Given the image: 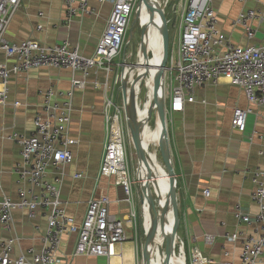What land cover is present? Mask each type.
<instances>
[{
	"label": "crops",
	"instance_id": "1",
	"mask_svg": "<svg viewBox=\"0 0 264 264\" xmlns=\"http://www.w3.org/2000/svg\"><path fill=\"white\" fill-rule=\"evenodd\" d=\"M213 4L218 12L219 30L233 43L241 46L264 43V20L262 23H252L256 31L253 39L247 37L242 26L233 25L241 11L255 9L264 16V0H214ZM90 6L93 14L77 15L68 25L63 23L64 0H21L11 18L6 39L10 43L36 40L46 46L69 40L72 45L78 46L82 55L91 57L106 28L113 4L110 1L91 0ZM0 62L11 67L15 58L1 51ZM116 66L109 71L92 68L85 79V88L74 92L69 126V137L74 140L69 145L73 161L59 168L49 164L45 176L48 181L61 187L62 207L78 225L84 220L88 203L93 198L107 197L111 214L121 220L131 218L133 206L128 202L123 186L114 176L100 175L106 140L104 100L111 93L115 100L117 89L121 91L123 72L120 74ZM73 78L82 79L83 73L73 72L69 68L44 66L11 74L9 98L5 104L0 103V200L9 197L19 202L21 189L26 190L28 198L33 191L38 192L30 176L24 178L21 175L28 168L22 163L20 144L9 137L14 132L32 135L36 115L45 112L49 90L53 91L50 104L62 108L69 100L67 93ZM121 98L123 103L122 91ZM235 108L252 109L243 132L232 125ZM123 124L126 140V130L128 135L129 131L127 123L123 121ZM167 125L171 160L178 180L181 219L178 237L184 242L186 264L190 263V251L194 247L212 260L209 264H222L225 261L238 264L243 238L256 235L258 230L256 224L238 222L234 212L238 205L251 215L259 210L251 198L254 190L251 178L252 171L261 166L263 160L261 150L264 149V140L260 135L264 132V119L261 108L251 104L240 87L221 78L217 83L197 87L195 100L186 101L183 110L169 113ZM159 164L170 177L164 163L160 161ZM132 180L135 185L138 240L134 238L135 223L127 225L126 232L131 238L117 244L115 255L108 259L75 255L78 236L66 233L57 252L58 264H143L147 230L145 201L143 204L140 199L138 176H132ZM205 189L209 190V196L203 194ZM48 213L49 208H38L36 216L31 218L26 208L13 210L16 242L11 251L12 258H19L23 254L30 258L31 250L39 251L42 248ZM232 234H238L236 241L228 239ZM9 237L10 234L0 222V253L2 241ZM178 237L177 244H180ZM225 252H229V255H225ZM185 253L180 244L176 264H185ZM258 264H264V254Z\"/></svg>",
	"mask_w": 264,
	"mask_h": 264
},
{
	"label": "built area",
	"instance_id": "2",
	"mask_svg": "<svg viewBox=\"0 0 264 264\" xmlns=\"http://www.w3.org/2000/svg\"><path fill=\"white\" fill-rule=\"evenodd\" d=\"M113 4L106 28L91 57L82 55L78 46L64 40L55 46H46L36 40H26L10 43L6 32L11 18L21 0H0V52L8 57H14V64L9 67L0 62V103L5 104L9 98L8 82L11 74L26 72L32 68L50 66L69 68L73 72H82L83 78H73L71 88L67 93L69 100L62 108L50 104L49 90L46 96L45 112L38 113L35 118V130L30 136L14 132L9 138L21 146L22 163L28 168L22 172L38 192H32L27 197L25 189L19 192L20 201L15 202L9 197L0 200V222L10 237L1 243L0 264H58L57 252L61 239L66 233L78 236L75 255H87L112 258L116 245L128 241L131 237L126 232L127 225H134V238L138 240V225L134 210L136 197L134 182L131 176L129 157L124 134L123 121L127 117L126 107L114 100V94L105 96L104 114L106 140L101 162L100 175L114 176L128 195V202L133 206L131 218L121 220L110 213V200L107 197L93 198L88 203L85 218L80 225L66 214L62 207L61 187L48 181L45 176L49 164L56 168L65 167L73 161V153L69 145L74 143L69 137L71 122L72 98L76 90L84 89L85 79L92 68H103L107 71L113 68L115 58L123 59L126 65L128 55L127 35L131 20L140 9L142 0H100ZM245 2L247 0H239ZM91 0H64L65 24H70L77 15H91L94 10ZM168 3V1H167ZM166 3V4H167ZM214 0H181L175 8L176 19L180 18L178 47L175 55L174 47L167 60L163 77V91L169 88V105L166 114L181 111L185 102L195 100V89L210 83H217L221 78L230 84L240 87L248 101L261 108L264 119V43L260 45H237L219 30L218 12ZM166 10L164 7L163 14ZM263 13L248 9L241 11L233 22L234 26H242L247 37L253 39L256 35L252 26L254 21L262 23ZM167 21V26L168 22ZM121 80L123 79L120 78ZM131 85V83H130ZM165 94V93H164ZM16 105H18L16 103ZM251 108H235L232 125L243 132L247 126V118ZM264 140V132L260 135ZM1 138V135H0ZM262 165L252 171L254 190L251 194L253 202L259 206L256 214L251 215L241 205L235 208V218L238 222L258 225L256 235L243 238V247L238 264H258L264 254V149L261 150ZM19 166V165H18ZM17 166V167H18ZM81 177V175H79ZM139 182V180H138ZM209 196V190L203 191ZM28 209L31 218L36 216L38 208H49L48 224L42 238V248L31 250V257L25 254L12 258L11 251L16 242L13 235V210ZM185 253L182 239L178 237ZM230 241H236L238 234L228 236ZM229 255V252H225ZM186 256V262L187 255ZM212 260L197 248H191L190 264H209ZM222 264H237L225 261Z\"/></svg>",
	"mask_w": 264,
	"mask_h": 264
},
{
	"label": "bare ground",
	"instance_id": "3",
	"mask_svg": "<svg viewBox=\"0 0 264 264\" xmlns=\"http://www.w3.org/2000/svg\"><path fill=\"white\" fill-rule=\"evenodd\" d=\"M159 2L158 0H148V4L144 3L141 6V17L140 22L147 26V36L145 38V46L149 53H152L150 49L156 50V61L148 66L147 59L144 58L143 52L140 50V59L138 64V72L136 75L140 74L141 81H137V83L133 86V97L136 102L137 106V114L140 115L139 124L142 127V135H141V142L143 147V152L146 157V161H144L141 157L139 159L140 163V170H139V185L140 190H143L146 195H144V201L146 202L145 208V220L147 222V230L151 231L153 228V218L151 212V203H150V195L148 194V184L147 179L150 178L159 188L161 199L157 198V210H167V222L162 224L158 218L156 224V233H155V242L149 246V255L151 258V264H163V253L159 251V244H164L166 239L170 237V226L171 223H174L175 215H174V208H173V201L170 197V190H171V180L172 175L169 172L170 177L168 174L163 170V168L158 164V151L157 148L154 147L151 151L147 152V149L153 145V143L159 139L163 138V128L160 121V127H156L154 131L150 132L148 129L149 119L148 115L152 114L156 110V100H155V87L157 76L160 74L162 68L161 65L164 61V49H163V41H162V28L163 22L161 16L159 14ZM149 6L152 7L149 8ZM150 15H152L153 21H150ZM157 17V18H156ZM160 58V59H159ZM159 64V68L157 66ZM137 65V63H136ZM141 65V66H140ZM154 67V68H153ZM165 72V71H164ZM163 77L164 74L162 73V89L159 97L164 99L163 93ZM123 78L126 79L128 82H132L135 80L134 71L131 73V77H127L125 75V71L123 72ZM148 82V86L146 84ZM142 84V85H141ZM143 84L146 85L147 92L149 96L146 98L144 102V107H138V91L140 87L142 88ZM140 85V86H139ZM151 96V97H150ZM154 100H153V98ZM128 103L130 104V99H128ZM150 113V114H149ZM160 119V118H159ZM160 162V160H159ZM168 170V169H167ZM141 181V183H140ZM144 204V202H143ZM177 245V240H176ZM176 248V247H175ZM171 249L170 253V263L169 264H176V249ZM186 264V261H185Z\"/></svg>",
	"mask_w": 264,
	"mask_h": 264
},
{
	"label": "water",
	"instance_id": "4",
	"mask_svg": "<svg viewBox=\"0 0 264 264\" xmlns=\"http://www.w3.org/2000/svg\"><path fill=\"white\" fill-rule=\"evenodd\" d=\"M145 4H148V0H142ZM149 8L152 9L151 6ZM159 14L161 16L162 22H163V27L162 28V41H163V49H164V61L163 64L161 65V72L157 76V81H156V87H155V100H156V109L157 113L159 115L161 125L163 128V139L162 143L160 146V151H161V156L164 162L165 167L168 169V171L172 175V180H171V190H170V197L173 201V208H174V215H175V220L174 223H171L170 226V237L166 239V247L165 249L163 248L162 244H159V251L161 253H164V260L165 264L170 263V253L171 249L174 250L176 247V240L178 237V229L180 226V215H179V209H178V198H177V185H178V180L177 176L173 167V163L171 160V154H170V142H169V132H168V125H167V114H166V106H165V101L164 99L160 98L159 95L161 93L162 89V73L164 74V71L166 70L167 67V60L169 56V28L167 26V21L166 18L161 12L159 11ZM141 17V7L139 10L136 12V22L140 21ZM150 21H153L152 15H150ZM140 28H141V39L142 42L140 44V50L143 52L144 58L149 59V51L147 50L145 46V38L147 36V26L142 24L140 22ZM123 76V74H122ZM141 81V76L140 74L136 77L134 81L131 82V85L129 87V83L126 79L121 80V91L123 95V101L124 104L127 108V127L129 134L131 135V139L134 145V148L138 154L139 157H141L144 161H146L145 154L143 152V147H142V142H141V135H142V127L139 124L138 117H137V106L136 102L133 97V86L137 83V81ZM142 85V84H141ZM128 99H130V104L128 103ZM151 117V114H150ZM140 197L141 201L144 202V195L145 192L143 190H140ZM155 200L150 199L151 203V212L153 215V228L151 231H146V239L144 242L143 246V264H151V258L149 255V246L155 242V233H156V224L157 220L159 218L160 222L162 224H165L167 220V210H157L156 203L154 202Z\"/></svg>",
	"mask_w": 264,
	"mask_h": 264
},
{
	"label": "rangeland",
	"instance_id": "5",
	"mask_svg": "<svg viewBox=\"0 0 264 264\" xmlns=\"http://www.w3.org/2000/svg\"><path fill=\"white\" fill-rule=\"evenodd\" d=\"M167 1H168V3H167ZM180 1L181 0H158V2L160 3L159 9L161 10V12H163L164 7L166 10L165 18H166V20H169V22H168L169 50L171 53L172 48L174 47L175 55L177 52L179 30H180V18L178 17V19H176L175 8L177 7V5L179 4ZM141 42H142V39H141L140 21L136 22V12H135L133 19L131 20L130 30H129V33H128L127 39H126V44L128 45L127 51L130 52L131 55H128L130 57H128V59L126 60L125 66H122L123 59L115 58V60H114V62H116L115 65H117L116 67L119 68L118 72L120 74H122V72L125 71V75L130 78L132 71H134V76L136 79V77H137L136 72H138L137 68H139L138 64H139V59H140V44H141ZM150 51L153 52L154 55H152V53H149V60L147 61L148 66L153 64L157 58L155 55L156 50L150 49ZM136 63H137V65H136ZM154 67L159 68V66H154ZM146 84L148 86L147 81H146ZM163 93H165L164 94V101H165V106L167 108V106L169 105V93H170L169 88L166 90V92L163 91ZM116 94L117 95H116L115 101H116V103L121 105L122 104L121 103V100H122L121 91L117 89ZM148 96H149V94L147 92L146 85L143 84L142 88L140 87V90L138 91V107L139 108L144 107V102ZM153 100H154V98H153ZM126 113H128L127 108H126ZM137 117L140 118V115L138 114ZM148 119L150 121L151 126L154 127L155 124L158 122V119H159L157 109L151 114V117H150V115H148ZM124 121H125V123H127V119H125ZM138 121H139V119H138ZM125 141H126L127 153H128V157H129L131 176L137 177L138 176L137 168L139 166L140 157L138 156V154L134 148V145H133V142L131 139V135L130 134L128 135L127 130H126V140ZM152 149H153V147H152ZM158 157H159V158H157L158 164H159V159L162 163H164L162 156H161L160 148L158 151ZM147 184H148V189H149L148 194L152 197L153 200H155L154 202L156 203V206H157V202H158L157 198H159V200L161 199L160 191L158 190V187L155 186L154 182L150 178L147 179ZM137 185H138V190L140 192L139 182L137 183ZM134 189H135V185H134ZM140 199H141V197H140ZM152 218H153V216H152ZM165 247H166V242L163 244L164 249H165ZM175 249H176L177 254H179L180 244H177ZM188 258H189V256H188ZM163 264H165L164 253H163Z\"/></svg>",
	"mask_w": 264,
	"mask_h": 264
},
{
	"label": "flooded vegetation",
	"instance_id": "6",
	"mask_svg": "<svg viewBox=\"0 0 264 264\" xmlns=\"http://www.w3.org/2000/svg\"><path fill=\"white\" fill-rule=\"evenodd\" d=\"M157 66H159V64H158ZM158 126L160 127V119H158V122L155 124L154 127L151 126L150 121H149L148 129H149L150 132H152V131H154V129H155L156 127H158ZM162 139H163V138H159V139H157V140L153 143V145H151V146L147 149V152H148V151H151V150H152V147H153V148L156 147V148H157V151H159V148H160L161 143H162ZM158 158H159V157H158ZM139 170H140V163H139V166H138V168H137L138 176H139ZM140 183H141V181H140ZM154 184H155V186H157L156 183H154ZM157 187H158V186H157ZM158 190H159V188H158ZM150 197H151V196H150ZM151 199H152V197H151ZM145 205H146V202H145L144 206H145Z\"/></svg>",
	"mask_w": 264,
	"mask_h": 264
}]
</instances>
